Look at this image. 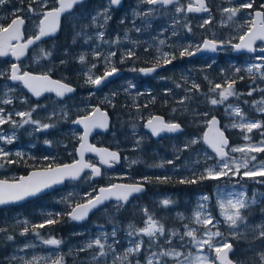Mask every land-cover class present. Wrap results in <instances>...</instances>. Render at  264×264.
Returning a JSON list of instances; mask_svg holds the SVG:
<instances>
[{
	"label": "rangeland",
	"instance_id": "1",
	"mask_svg": "<svg viewBox=\"0 0 264 264\" xmlns=\"http://www.w3.org/2000/svg\"><path fill=\"white\" fill-rule=\"evenodd\" d=\"M98 1L100 2V4L96 5V9L88 18L86 30L81 32L82 35H80V37L83 38V42L85 43L84 45H86L89 49L88 54L90 55L89 58H85L87 66L85 67L84 75L86 72H88L89 69H91L92 74L94 76H97L95 73V69H97V67H101V69L105 72L106 68L110 70V67L113 66V62L115 61V59L121 61L124 58V54H126L135 43L134 34L140 37H147V40H149V36H153L152 38H154V40L150 41V43L152 44L156 52L157 48H159L160 55L162 53H167L164 52V49L166 48L164 46L165 44L160 45L159 41H165V38H163L165 27L167 28L165 23L168 22L173 25V16L175 15V10L173 7L163 14L157 11L147 19H144L141 16H136L135 13L146 11L149 6L147 4L141 3V0H127V4H125L123 13L121 15V21L123 20V23H121L120 21V24L125 25L126 23H128L127 25L129 29L122 34H118L117 32L114 33L113 29H108L107 27V25L109 24L108 22L113 19V14L111 13L112 9H110L108 13L111 16V19L107 22V24L104 25L102 29H98L96 26L91 24V16L94 15L97 11L102 10L108 6V0H106V2H103L101 0ZM181 2L186 6L187 0H183ZM206 2L207 7L209 8V12L205 15L193 19L192 21H190L185 16H181L180 23L182 24V26H184L186 22L188 25L190 23L195 27L204 29L207 24L203 27H201L200 25L203 23L204 19L211 16L210 22L213 21L216 30L214 32H211V35L204 34L205 38L214 39L217 41L231 40L232 44L235 43V40L239 39V35L247 32L251 27L252 10L240 9L237 12V15L231 20L228 19V13L222 12V9L226 7L238 8L239 5L245 3L246 0H230V2L229 0H206ZM10 3L11 2L8 1L6 4L0 6V23L2 24H4L5 21H9L13 17L12 13L14 9H17V7L13 9H5L3 7L7 5L10 6ZM259 4L264 5V0H260ZM262 8V11L264 12V7ZM21 14L27 20H30V23L28 24V27L30 29L33 30L37 28V25L35 24V22H33L34 15L32 13H29L24 9ZM101 23H103V20H101ZM170 27L173 28V26ZM174 28H178V26H174ZM136 29H140V31H137ZM98 31H103L105 33L103 40L108 41L109 43H104L96 38V33ZM126 33L127 37L125 36ZM89 36L92 37V39H87V37ZM117 40H119L118 44L111 43ZM201 43L202 42H199L198 45H201ZM39 48L40 47H38L37 50ZM42 50L43 49H40L39 53ZM94 50L95 52L100 54L98 57L94 55ZM117 51L119 52L116 53ZM109 52H115L116 55L110 58V66H106L104 58L108 55ZM262 55L264 54L252 57L243 56L239 60H233L231 58L232 54L230 45H225V47L219 51V54L217 56L202 57L196 64H191V66H189V72L181 74L182 77L180 78L182 79V83L172 81V89H164V93L167 94V96H170L176 103V107L174 108L175 111H173L172 109L169 113H181V115L185 116V120L191 128L202 126L204 129V127L206 126L205 121L208 120L211 116H216L219 118L222 129L226 132V134L227 132L230 133V135H232V137L235 138L236 141V143L230 146L228 149L230 160L235 159L243 162L246 156L251 157L254 154H257L256 152L232 153L230 152L231 147H246L250 145H258L262 140H264V136L261 135V129H253L252 132L248 133L246 129L242 131L239 127H231L234 122H239V117H235L234 114H226L225 112V109L229 105L233 107L238 106L240 107L246 120L264 122V113L258 112L256 108L253 107L254 101H260L262 98H264V92H261L259 90L264 89V79H260L258 76L251 77L246 71L243 70L239 73L236 72L237 68L245 69L250 64L259 63L260 61L256 60V57ZM42 62L40 61L39 56L37 58L36 55H33L30 58H27L26 61L21 64V68L23 70H26L30 65H36L38 67L44 68L45 66ZM93 64L96 65L95 68H92ZM9 67L10 64L8 62H2L0 59V70H9ZM47 72L48 69H46V71L38 72V74ZM198 74L199 80L197 79ZM140 75L147 77L150 76L154 81H169V78L163 76L162 74L154 75V73H150L148 75H144L141 72L133 71V69H131L130 71H128V69H125V76L113 82L103 91H91L88 92L85 97L82 96V94H79L78 96H75V98H73L70 102H58L54 98L49 96L39 103H32L31 105L28 102L21 103V99H26V101H28L30 100V98L27 95L21 93L22 89L20 86L11 85L7 78L0 79V99L3 98V92L6 91L7 88L14 89V91L8 92V98L12 99L13 102L11 104L0 103V108H3L5 113H13L12 118L19 121L20 117L15 116V112L29 111L31 108L39 105V107L36 108V111L32 113V118L34 120H40L41 123L55 125V127H50L47 130L35 131L34 125L26 124L21 128L13 129L11 124L5 123L4 125L0 126V130L9 135L15 132V140L12 144H0V147H3L5 150L9 148V152L13 153L14 155L15 152L20 151L23 154L20 158L33 159V150H36L37 148L36 141L41 140V149L39 151V154L41 153V155H39V158L45 162V165H55L61 153L71 154L72 147L69 146L70 143L68 142V139H79L80 131L78 129L70 127L69 125L72 121L70 118L72 114H74V118H76L78 116L77 114H80L82 112L88 114L89 112H91L92 108L94 107L93 105H90L91 97L94 98L96 102L107 103L108 107L110 108V106L112 105L113 97L117 94V92L121 90L126 91V89H128L129 82L135 85L136 82L133 77H139ZM64 77V75L61 77L62 81L64 80ZM232 79L235 80V84L233 87L238 95L229 97L224 102V104L212 106L210 103H208L205 94L209 93V88L211 86L210 82L212 85L218 83L226 87L227 85L225 82ZM200 80H202V84ZM178 83L181 85V87L179 88L176 87ZM193 83L198 84L200 86V90L196 91L195 89H192L191 91H186L187 89L191 88ZM5 85H7V88H5ZM90 87L91 89L93 88L91 84ZM253 88L257 90L253 91L252 95H247V93ZM132 89L134 88L127 90L129 93V97L132 96L130 95L131 92H129ZM113 93H115V95H113ZM93 94H95V96H93ZM186 95L191 97V99L185 100L184 104L181 105L178 101H180L181 98L185 97ZM241 95L252 97V99L247 103H245V100H243V104H239L236 101L237 98ZM76 97H79L81 100ZM76 99L78 100L75 101ZM15 103L19 105L26 104L29 109H14ZM261 107H264V105H261ZM64 112H67V118H64ZM205 112L209 113L207 117L203 115H197ZM53 113H55V115H52ZM251 114L259 116L260 119L251 118ZM49 116H51L52 118L48 119ZM116 117L118 119L120 118L118 114H116ZM149 117L150 116H148L147 119ZM142 121L143 118L139 113H137L124 133L125 138L117 139L114 136V133L110 132L106 139L100 140V143L119 152L127 151L131 147V143L135 144V141L137 139H139L141 143L149 137L143 130V123L141 124ZM169 121L174 122L171 120ZM133 125L136 126L135 134H133ZM245 135H247L249 139L246 140L244 138ZM201 136H198L196 133H192L190 135H185L182 133L177 137L163 139L168 141L166 146L169 147V150L174 148V158L177 159L176 157L177 155H179V158L177 159L179 161L177 163L179 166L173 167L172 171L176 170L182 177H189L194 173L195 175L199 176L200 173L204 172L206 168L212 167L217 163V160H215L214 156L210 154L204 147L202 139L200 143L193 145L190 150L179 151V149L183 147L185 142L193 137L201 138ZM46 140L51 142V146L45 144ZM163 140H161L160 142H162ZM53 141H55V143L60 147V150H55L53 148ZM122 141L130 142V144H125ZM205 153L213 158L206 159ZM45 157H48V159H45ZM35 159L36 158H34L33 160ZM138 159L139 158L125 155L121 161V164L112 171H104L101 179L109 182L110 184H112L114 181L119 182L123 180H126V182L130 183V181L132 180L129 171L133 169V167L139 162ZM197 159H199V163H195ZM89 161H92V159H89ZM133 161H136V163H133ZM260 164H264V161L250 162L249 168H252L253 166H256L258 168ZM243 171H245V169H241V172ZM1 173V178L12 179L16 177L15 172H10L6 166L0 167V174ZM88 177L89 176H86L84 181H82V183L78 185L72 184L68 187H65L64 189L58 190V192L51 196L50 201H43L42 205L44 207L36 209L35 211L32 210L29 217L22 216L23 213L21 211L14 210L12 208L4 209L2 214L3 217L0 216V223L3 222L4 224L2 228H6V230L9 229L11 231L9 235H12L14 239L12 241H8L6 239L7 235L3 236L6 243H10V245L8 253L4 257H0V264H9V258L13 255H16L18 257L23 256L26 259H31L33 256L47 257L48 264H51V260L56 256L63 257V264H91L93 253L98 250L93 248L87 251H81L80 249L83 248V246L88 241L95 240L101 232L110 234L114 225L118 228L117 239L120 241V243L118 245H115V247L117 249V253L122 254L125 248L128 246V237L126 234L127 224L133 223L137 227L144 226V220L146 219V217L144 216V209L148 210V208L142 202L143 197L132 200L127 206L121 207L119 210H117V208L115 207L117 203H110L96 214L95 219L89 220L87 223L83 224L84 227L78 229L71 228V230L67 232V236H65V238L51 235L49 233V230L46 228L48 225L44 227L45 232H42L41 229L35 230L40 232V238L36 237L33 234L32 230H30L26 235H20V231L22 230L23 225H17V220H28L31 224H38L45 220L48 217L49 213H64V215L67 216V213L71 209L70 205L74 206L80 199L85 200L86 193H92L93 195V192L97 188H95V185H91L89 183V181L92 180L88 179ZM260 177L264 176H257L255 178L244 177L243 180L247 183H252L254 181H258L256 180V178ZM217 180H220L223 183L217 184L212 190L213 200L209 195H207L210 198L207 201V211L210 212L214 217V223L219 221L218 229L224 234L223 239L227 240L231 245L233 241L237 243L236 246L232 245V261H234L235 264H260L259 253L264 252V240L257 239L256 234L252 231V228L260 223H264V211H262V209H264V192H262L254 184H251L249 191L246 186L240 184L239 181L242 180L240 177L230 178L229 176H224ZM241 190L245 192V195L249 200L255 197L256 204L251 205L249 209L244 211V215L247 217V227L242 225L238 230L240 233L239 236L234 237L231 234L232 230L227 227V225L223 221V217L220 215V209L218 207V193H222L224 195V198H226L228 193L239 192ZM201 195L206 194L200 193L194 195L190 200L183 199L182 206L180 207V209H178L179 206L175 204L170 194H150L146 196V200L151 203V206L155 207L154 209H159V212H151L149 210L148 212L152 214L156 220L162 223L165 226L166 230L176 229L180 233H183L184 225L188 224L192 228H197L199 230L197 234L200 235L204 231V226L202 224H196L194 222L193 212L197 208L198 199ZM165 199H168L172 202L167 207H164L162 205V201ZM67 209L68 211H66ZM123 214H127L129 218H121ZM178 214H182L185 219L181 220L178 217ZM60 224L65 225L64 222H61ZM208 227L212 231L217 230L216 228H212L211 225H208ZM41 238H54L60 240L61 244L59 245V247L47 246L40 242ZM144 239L147 240L146 237ZM164 239L165 237H162L159 243L163 244ZM187 239L188 238L186 237L185 241H187ZM215 239L220 240L221 238L217 237ZM108 242H112L110 235ZM26 243H33L35 247L20 251V249L24 248ZM172 244L177 249H180L181 241L179 240V237H174L172 240ZM163 246L165 248L170 247V245L167 244H163ZM144 249H147V244H145ZM182 251H184L185 253L191 252L194 255L197 254V249L191 244H188L186 247H184ZM203 254L207 255L211 260L215 261L216 252L214 250H208L207 246H205ZM144 258V251H142L138 257L141 264H144ZM102 259L105 264H113L112 255H109ZM136 259L137 257H130V264H136ZM12 264H22V261H13ZM168 264H172V261L169 260ZM215 264H217L216 261Z\"/></svg>",
	"mask_w": 264,
	"mask_h": 264
},
{
	"label": "snow or ice",
	"instance_id": "2",
	"mask_svg": "<svg viewBox=\"0 0 264 264\" xmlns=\"http://www.w3.org/2000/svg\"><path fill=\"white\" fill-rule=\"evenodd\" d=\"M8 0H0V6L6 4ZM230 2V0H229ZM20 3L23 4L24 0H20ZM55 3L58 7H53L51 10L47 9L48 0H29L27 11L33 15H41L42 19L39 21V34L29 38L24 43H17L16 45L12 44V41L19 42L22 38V28L25 24V17L18 15L22 8L14 9L12 15L14 18L11 19V22L7 25L0 23V57H7L11 55L15 60H19L21 56L24 55L25 50L32 45L35 41L41 39L43 36L50 35L57 30V22L61 15L65 12L73 9L75 5L83 4L84 0H55ZM141 3L147 4L149 7L146 11L136 12V16H141L144 19H147L149 16L161 9H168L169 6H172L175 10V15L173 16V35H176L174 26L179 24L181 16H187L188 13H199V12H208L209 9L205 4V0H187V4H183L181 0H141ZM254 0H246L245 3L236 7H226L222 9L223 13H228V19L231 20L237 15V12L240 9H251L253 8ZM33 4L39 5V10L33 7ZM121 0H108V6L102 10L97 11L94 15L91 16V24L96 26L98 29H102L105 24L111 19V16L108 14L112 6H119ZM264 7V5H261ZM255 17L260 18L261 27L259 29L255 28L257 20L251 21L253 27L241 35H239V43L232 44L231 40L228 41H217L214 39L205 38L202 45H189L184 47L180 51V56H194L198 53L207 51L211 53H216L221 50L225 45H231V48L234 51H247L249 53L255 51L253 48L254 43L257 40L264 41V13L260 11L255 12ZM103 20V23H101ZM211 20V16L203 20V23L200 25L203 27L208 24ZM123 23V20L121 21ZM184 26L189 32H191V27L186 22ZM140 31V29H136ZM162 34V33H161ZM77 36L82 35V33H76ZM105 33L103 31H98L96 33V38L104 43H109L104 41ZM127 37V33L125 34ZM87 39H92V37H87ZM111 43H119V40L113 41ZM160 45H164L165 41L160 40ZM148 49L146 48L145 51ZM261 52H264V47L259 49ZM157 52H160V49L157 48ZM51 55L50 53L46 54V57ZM94 55L97 57L100 55L95 52ZM115 52H109L105 56L106 66H110V58L115 56ZM135 55V52L131 49L125 54L127 58H131ZM169 53H162L156 57L159 65V61H163V64H170L172 60L169 58ZM81 63L84 62L85 56L82 54L79 57ZM256 60L260 61L259 63H253L248 65L245 69L237 68L236 72L246 71L249 76L254 77L258 76L260 79H264V55L256 57ZM123 62V59L121 60ZM64 63V61H61ZM96 65L93 64L92 68H95ZM136 69H133L135 71ZM156 70V67L148 69H139L144 75H148ZM118 70L111 66L110 70L106 68L103 76H94L91 69L85 73L87 79L86 83L91 84L92 86H100L108 77L114 75ZM7 78L13 83H19L24 89H27L33 96L39 98L45 92H54L56 97L63 98L66 93H71L74 91L72 87L68 85L54 81L49 78L47 73L42 74H32L28 71H22L20 66L17 63H12L10 65V70H0V79ZM242 79V77H241ZM226 87L221 84L212 85L210 82L209 93L205 94L208 103L212 106L218 104H224V102L231 96L238 95L234 89L235 80H227ZM131 82H129L128 89L134 88ZM177 88L181 87L178 83ZM7 88V85H5ZM126 89V91L128 90ZM195 89L196 91L200 90L198 84L193 83L190 89L186 91H191ZM219 90V91H217ZM257 89H251L247 95H252L253 91ZM261 92H264V89H259ZM14 91L12 88H7L3 92V98L0 99L2 104H11L12 99L8 98V92ZM170 91V90H167ZM142 94V93H138ZM91 95V94H90ZM115 95V93H113ZM218 97V98H217ZM191 99L189 96H185L178 101L181 105L184 104V101ZM26 99H21V103H26ZM247 103V101H245ZM264 98L260 101H254L253 107L260 113H264ZM36 107L31 108L29 111H18L14 115L20 117V120H14L13 113H5L3 108H0V126L5 123L11 124L13 129L21 128L26 124L34 125L35 131L47 130L50 127H55L54 124L41 123L40 120H34L32 118V113L36 111ZM175 111V109H173ZM95 112L100 113V109L96 108ZM226 114L239 117V122H234L231 127H239L242 131L247 130L248 133L252 132L253 129H261V135L264 136V122L255 121V120H246L244 114L242 113L240 107H233L229 105L225 109ZM52 115H55L53 113ZM103 116V113H100ZM207 117L208 112L197 114ZM64 118H67V112L63 113ZM52 117L49 116L48 119ZM74 124L82 125L84 128L83 134L79 135L80 146L77 149V153L80 156L79 160L74 161L72 164H64L62 166L50 167L46 171L32 172L28 177H20L18 181L9 182L8 180H0V206L17 203L24 200L27 197H33L43 192L44 190L51 188L53 185L61 184L66 179L77 180L80 178L81 173L86 169L90 170L91 175L88 179H92L96 176L101 175V169L95 163L87 161L84 158L85 152L95 153L99 157V163L101 165H107L108 167L112 166V162L119 161V155L117 152L108 151L107 149H97L87 143V138L91 131L94 128L104 129L107 127L106 119H92L90 115H85L82 118L72 121ZM210 130L213 134L210 136L208 132L204 133L203 138L193 137L187 142L184 143L183 147L179 151H188L193 145L202 142L211 148L212 152L218 157V161L212 167H208L204 172L200 173L199 176L195 173L191 177H185L179 180V183H191L195 184L199 181L209 180V179H219L224 176L244 177L255 178L257 176H264V164H260L257 168L253 166L249 168V159L256 160L255 156L245 157L243 162L229 159V152L225 151L228 147V140L224 136L223 131H220L216 126L218 125V120L213 116L210 120H206ZM135 125H133V134H135ZM147 128L153 137L159 136L161 133H175L181 131V127L178 123L175 122H165L160 117H152L144 125ZM227 127V126H226ZM247 140L249 137L244 136ZM15 140V132L11 135L4 133L0 130V144H12ZM45 144L51 146L50 141H45ZM140 145V140L135 141L134 150ZM230 152H241V153H252V152H264V140L258 145H250L246 147H231ZM13 155V153L6 151L3 147H0V167L4 166V163L11 164L15 161L8 159ZM17 157H22L20 151L15 152ZM206 159H212L210 155L205 153ZM179 158V155L176 157ZM48 159V157H45ZM136 163V161H133ZM168 164H173L174 161H167ZM199 163V159L195 161ZM163 167V164L158 165ZM241 169L245 171L241 172ZM145 182L149 178H144ZM158 180H168L169 177L157 178ZM258 183H264V181H257ZM143 191L142 184H121V185H110L109 187H101L96 195L92 193L85 194V202L76 203L75 206H71V211L67 213L69 218L73 221H82L86 219L89 212L93 209H96L98 206L104 204L105 201L115 198L117 204L115 207L119 210L123 207V204L129 200V197L135 193H140ZM210 198L207 195H201L198 199L197 208L193 212L194 222L196 224H202L204 226V231L202 234L198 235V229L192 228L188 224L184 225V232L180 233L176 229L166 230L165 226L160 223L155 217L148 212L147 209H144V220L143 227H137L133 223H128L126 227V234L128 237V246L125 248L122 254L117 253L115 245H118L120 241L117 239L118 228L114 225L112 232L105 233L101 232L95 240L88 241L81 251H87L89 249H97L98 251L94 252L91 258V264H105L102 258H105L109 255L113 257V264H130V257H137L136 264H141L138 259L142 251H144V264H168V261H172V264H215V261L211 260L207 255L203 254L204 247L207 246L208 250H214L216 252V260H219L220 264H232L228 259V253L232 250V245L225 239H223L224 234L219 231L218 225L219 221L214 223V217L210 212L207 211L208 205L207 201ZM172 202L168 199L162 201V205L167 207ZM256 204V199L253 197L249 200L244 191L239 192H230L227 194V197L224 198L222 193H218V207L220 209V215L223 217L224 223L229 229L232 230L231 234L234 237L239 236V228L243 225L247 227L246 221L247 217L244 215V211L249 209L251 205ZM264 211V209H262ZM64 213L48 214V217L38 224H31L28 220H17V225L22 224L23 228L20 231V235H26L30 230L33 231V234L40 238L41 234L36 229H42L46 225H54L59 223V218H62ZM178 217L183 220L185 217L182 214H178ZM208 225H211L212 228H216V231H212ZM6 228L0 227V233L6 232ZM252 231L256 234L257 239L264 240V223H260L252 228ZM167 232V236H166ZM109 235L111 236V243L108 242ZM147 238L145 240L144 238ZM162 237H165L163 244L170 245V247L165 248L163 244H160L159 241ZM174 237H179L181 241L180 249H177L173 244L172 240ZM188 238L185 241V238ZM221 238L216 240L215 238ZM6 239L12 241L14 237L12 235H7ZM40 242L47 246L59 247L61 244L60 240L54 238L40 239ZM145 244H147V249H144ZM188 244H191L197 249V254H192L191 252L185 253L182 251L184 247ZM35 247L33 243H26L23 249L24 251L27 248ZM22 261V264H48L47 257L33 256L31 259H26L23 256L13 255L9 258V264H12L13 261ZM259 262L264 264V252L259 253ZM51 264H63V257L56 256L51 260Z\"/></svg>",
	"mask_w": 264,
	"mask_h": 264
},
{
	"label": "trees",
	"instance_id": "3",
	"mask_svg": "<svg viewBox=\"0 0 264 264\" xmlns=\"http://www.w3.org/2000/svg\"><path fill=\"white\" fill-rule=\"evenodd\" d=\"M11 2L10 6H3L5 9H13V8H22L23 10H27L28 8V2L29 0H24V3L21 4L20 0L14 1V0H8ZM105 1L106 0H101ZM183 1V0H182ZM260 0H255L253 3V8L250 10L260 9L263 8L259 4ZM100 4L98 0H89L82 6H79L75 9L74 13L66 16L62 22L61 31L60 34L49 41H46L42 43L39 47V49H33L30 54L29 58L33 55H36L37 58L39 56L40 61L44 64V68L38 67L36 65H30L26 70L31 71L33 73H38L41 71H46L48 69L47 74L52 76L55 79L61 80L62 76L64 75V80L68 84L74 86L76 88V94L75 96H78L79 94H82V96H86L88 92H93V89H91L90 84L86 83V77L84 75L85 67L87 66V62L84 60L83 63L80 62L79 57L80 55H84L85 58H89L88 51L85 43L83 42V38L76 35V33H81L86 30V25L88 23V18L90 17L91 13L96 9V5ZM125 4H127V0H124L123 5L117 9V10H111V13L113 14V19H111L107 25L108 29H113V32H117L118 34H122L123 32L127 31L129 29L128 23L125 25L120 24L121 21V15L123 13ZM34 8H37L39 10V6L37 4H33ZM55 7V0H51L49 4L47 5V9ZM170 9H161L158 12L161 14L165 13ZM22 11L18 14H21ZM190 21H192L195 18H198L197 16H192L187 14L186 16ZM39 19V15L33 16V22H37ZM30 23V20H28ZM128 22V21H127ZM8 21H5L4 24L6 25ZM156 23V22H155ZM164 30V36L165 38V49L164 52H167L170 54L169 58L172 60L170 64H163V61H159V65L157 66V59L156 57L160 55L156 52V50L153 48L150 41L154 40L152 38L153 36H149V40H147V37H140L138 35L134 34V40L135 43L131 47V50L135 52V55L131 58H127L124 54L123 62L120 60H116L113 62V66L115 68H121V69H128L130 71L131 69H136V72H140L139 69H148L152 67H162L159 71L153 72L154 75L162 74L163 76H166L169 78V81H162L159 80H152L150 76H143L140 75L139 77L134 76L133 79L135 80L136 84L134 89H132L131 97H129L128 91H118L117 94L113 97L112 105L110 108L108 107L107 103H99L96 102L94 98H90V105L93 106H100L106 110H108L111 119H112V125L110 132L114 133V136L117 139H122L124 137V133L126 129L128 128L129 124L132 122L133 118L137 113L141 115L143 118V121L147 119L148 116H152L154 114H160L164 116L167 120H171L174 122L179 123L184 128L185 135H190L192 133H196L198 136H201L203 127H193L191 128L186 120L185 116L181 115V113H174L170 114L169 112L176 107V103L172 100L170 96H167V94L164 93V89H172L173 82H179L182 83V79L180 77L182 73L189 72V66L191 64H196L199 59H192L190 57L180 56V51L189 45H198L199 42H202L205 39L204 34L211 35V32H214L216 29L214 27L213 21H211L209 24L206 25L204 29H200L198 27H195L194 25H190L191 32L187 30L185 26H182V24H178L175 26H178V28H174L176 35H173V28L170 26L171 23L166 22ZM163 28V27H162ZM210 28V30H209ZM169 29V31H168ZM35 30L28 28L26 30V35L33 34ZM235 40L234 42H237ZM148 49L145 51V49ZM43 49L40 53L39 50ZM117 51L116 53H118ZM50 53L51 55H48L46 57V54ZM243 55L234 57L231 56L233 60H239L242 58ZM61 61H64V63H61ZM7 62V61H2ZM205 62V61H204ZM95 73L97 76L102 75L104 71L101 69V67H97L95 69ZM125 76V75H124ZM197 79L199 80V74L197 75ZM168 82V83H167ZM202 84V80H200ZM146 84V86H145ZM147 88V89H146ZM126 92V93H125ZM21 93H23L21 91ZM142 93V94H138ZM169 93V92H168ZM24 94V93H23ZM25 95V94H24ZM68 98L65 101H71L73 98ZM95 96V94H93ZM79 100H81L79 97H76ZM76 99L75 101H77ZM252 97H246V95H241L237 98V101L239 104H243V100L250 101ZM28 103L32 105V101L28 100ZM14 109L17 110H28L29 107L26 104H17L15 103ZM217 113V112H216ZM116 114L120 116L118 119L116 117ZM80 115H86V113L82 112ZM216 115V114H215ZM74 114L70 117L71 120L74 118ZM251 118L254 119H260L259 116L255 114L250 115ZM42 136V135H41ZM227 136L230 139V146L234 145L236 143L235 138L230 135V133L227 132ZM108 137V135L105 136H98L94 137L93 142L97 145H102L100 143V140H104ZM41 140H37V148L36 150H33L34 155L32 156L36 158L28 159V158H20L15 156L14 154L8 157V159H11L15 161V163L7 164L4 163V166L8 168V170L11 172H15V174H23L31 169H38V168H45L49 167L50 165H45V162L42 161L39 157L41 153L39 154V151L41 149L40 147ZM68 142L70 143L69 146L72 147L71 154L61 153L59 159L57 160V164H64L67 162H70L74 158V147L76 146L78 140L75 139H68ZM125 144H130V142L122 141ZM167 140H163L162 142L155 143L151 140L150 137H148L144 142H141L138 148H135L134 145L131 143V147L127 151H121L122 158L125 155H129L130 157H136L139 158V162L131 169L129 172L131 174V180L130 183H143L146 186V194L142 197V202L147 206L148 210L151 212H159V209H154V206H151V203H149L148 200H146V196L150 194H160V193H167L170 194L172 199L174 200L175 204L179 206L178 209L182 206L183 199H192L194 195L204 193L206 195H209L211 199L212 197V190L217 184L223 183L220 180L217 179H209V180H203L199 181L195 184L191 183H179L180 179H183L185 177H182L178 174L176 170L172 171L173 167L179 166L177 163L179 162L177 159L174 158V148L169 150V147L166 146ZM53 148L55 150H60V147L53 141ZM9 149V148H8ZM6 149V151H9ZM253 156L256 157V160H250V162H261L264 161V152H260L257 154H254ZM172 160L174 161L173 164H168L167 161ZM0 163H3V161H0ZM163 164V167H160L158 165ZM2 176V173L0 174V177ZM149 178L147 182H145L144 178ZM163 178V177H169L168 180H158L157 178ZM191 177V176H189ZM86 177H84L79 183L75 184L78 185L84 181ZM258 181H264V177L256 178ZM115 182V181H114ZM120 182H126V180L120 181ZM240 184L246 186L250 191L251 184H254L256 187H258L262 192H264V183H258L257 181L247 183L243 179L239 181ZM91 185H95V188H98V186L101 185H109V182H106L105 180H99V181H89ZM88 184V183H87ZM69 185H72V183L66 184L62 189L65 187H68ZM89 189V188H88ZM85 190V189H84ZM56 192H52L48 195H45L43 197H40L38 199H35L33 201L27 202L26 204L12 208L17 211H21L24 217H29L32 210H36L39 208L44 207L42 205L44 200L50 201L51 196H53ZM95 191L93 192V195L95 194ZM84 199H80L78 202H84ZM213 203V202H212ZM33 207V208H32ZM11 210V209H9ZM4 210H0V216H2ZM68 211V209L66 210ZM70 211V210H69ZM96 212L93 214L89 220L96 218ZM121 218L126 219L129 218L127 214H123ZM59 223H56L54 225H48L46 228L49 230V233L51 235H54L56 237L65 238L67 236V232L73 229H78L84 227L83 225H75L72 224L68 219L66 215H63L62 218H59ZM1 222V219H0ZM64 222L65 225H61L60 223ZM4 226L3 222L0 223V227ZM42 232H45V228L41 229ZM11 231L8 229L6 232L0 233V257H4L9 250L10 243H6L3 236L9 235ZM16 236V235H15ZM233 246H236L237 243L233 241Z\"/></svg>",
	"mask_w": 264,
	"mask_h": 264
},
{
	"label": "water",
	"instance_id": "4",
	"mask_svg": "<svg viewBox=\"0 0 264 264\" xmlns=\"http://www.w3.org/2000/svg\"><path fill=\"white\" fill-rule=\"evenodd\" d=\"M87 1H88V0H84V3L87 2ZM123 2H124V0H121V4H120L119 6H112L111 9H113V10L119 9V8L123 5ZM84 3H83V4H84ZM83 4L75 5V6L73 7V9H71V10L68 11V12L63 13V14L61 15V17L59 18L58 22H57V30H56L54 33H52V34L47 35V36H43V37H41V39L35 41L32 45H30V46L25 50L24 55L21 56L20 59H19L18 61L15 60L11 55H9V56H7V57H0V58H1V59H8V58H10V59L12 60V63H17V64L20 66V63L23 62V61L27 58V56H28L30 50L34 49L36 46L40 45V44L43 43V42H46V41H48V40H50V39H54V38H56V37L60 34V31H61V25H62V21H63L64 17H66V16L72 14V13L74 12V10L76 9V7L81 6V5H83ZM205 4H206V6H207V2H206V0H205ZM56 7H58L57 4H56ZM171 7H172V6H169L168 9H170ZM208 9H209V8H208ZM46 10H51V9H46ZM256 11H260V12H262V13H263V11L257 9V10H254V11L252 12V18H251V21H253V20H257L258 22L256 23L255 28H256V29H259V28L261 27V22H260V18L255 17V12H256ZM208 12H209V11H208ZM208 12L188 13V14L196 15V16H202V15L207 14ZM13 18H14V17H13ZM40 19H42V16H41ZM39 21H40V20H39ZM10 22H11V20L9 21V23H10ZM25 25H26V22H25V24H24V26H23V28H22V38H21V40H20L19 42H17V41H12V44H13V45H16L17 43H21V44H22V43H24L25 41H27L29 38L32 37V36H31V37H28V38L25 37V35H24V27H25ZM251 27H253L252 23H251ZM251 27H250V28H251ZM38 34H39V22H38V28H37V33H36V35H38ZM36 35H35V36H36ZM33 37H34V36H33ZM203 41H204V40H203ZM203 41H202L201 45L203 44ZM235 43H239V40H238L237 42H235ZM235 43H233V44H235ZM224 47H225V46H224ZM224 47H223V48H224ZM262 47H264V41H260V40H257V41L254 43L253 48L255 49V51H253V52H251V53H249V52H247V51H239V52L234 51V50L231 48V45H230V48H231V54H232L233 56L246 55V56L252 57V56L259 55V54H264V52H261V51L259 50V49L262 48ZM223 48H222V49H223ZM219 51H220V50H219ZM219 51H217L216 53H211V52L204 51V52L198 53V54H196V55H194V56H191V58H193V59H198V58H202V57H215V56H217V55L219 54ZM20 68H21V67H20ZM21 70H22V69H21ZM117 70H118V71H117L114 75L108 77L107 80L104 81V82L102 83V85H100V86H93V91H94V92H100V91H102L104 88H106L111 82L116 81V80H118L119 78H121V77L124 75V71H123L122 69H119V68H118ZM158 70H160V67H156V70H155L154 72H156V71H158ZM25 71H27V70H25ZM28 72H29V73H32V72H30V71H28ZM32 74H37V73H32ZM37 75H38V74H37ZM48 75H49V74H48ZM103 75H104V73H103L102 75H100V76H103ZM49 78L52 79V80H54V81H58V82L64 83V84L68 85L69 87H72V88L74 89V91L71 92V93H66L65 96H64L63 98H58V97H56V95H55L54 92H45V93H43L39 98H37V97L33 96L30 92H28L27 89H24L22 86H21V88L23 89L24 93H25L26 95H28V96H29L34 102H39V101H41L42 99H44L45 97H48V96H52V97H53L55 100H57V101H64L65 99L70 98V97H73V96L75 95V93H76V88H75L74 86H72V85H70V84H68V83H66V82H64V81H61V80L55 79V78H53V77L50 76V75H49ZM9 82H10L12 85H20L18 82H17V83H13V82H11L10 80H9ZM96 108H99V109H100V113H103V116H101L100 113L95 112V109H96ZM86 115H90L92 119H106V121H107V127H106V128H104V129H101V128H94V129L91 131V133L89 134V136H88V138H87V143H88L89 145H91V146L97 148V149H107L108 151H114V152H117L118 155H119V161H118V162L113 161V162H112V166H111V167H108L107 165H101V164L99 163V157H98L95 153H92V152H85V153H84V158H85V160L89 161V159H94V160L96 161L95 164H96L98 167H100V169H101V175H100V176H96V177H94V178L91 179V180H94V181H98V180H100L101 177H102L103 170H105V171H112V170H114L115 167H117V166L120 165L121 160H122V157H121V154H120L119 151L114 150V149L109 148V147L104 146V145H96V144H94V143L92 142V139H93L94 136H97V135L105 136V135L109 134V132H110V128H111V123H112L109 112H108L106 109H104V108H102V107H100V106H95V107L92 109V111H91L89 114H86ZM84 116H85V115H84ZM84 116H78V117H76L74 120L79 119V118H82V117H84ZM152 117H160V118L163 119L165 122H169V121H167V120L164 118V116H162V115H160V114H154V115H152L149 119H151ZM212 117H213V116H211L208 120H210ZM215 117H216V116H215ZM149 119H147V120L144 122V124H143V130H144V132H145V133H146V134H147V135H148V136H149L154 142H159V141H160L161 139H163L164 137H176V136H179V135H181V134L183 133V131H184V129L182 128V126L178 123V124L180 125V127H181V131H178V132H175V133H166V132H165V133H161L159 136L153 137V136L151 135V132H150L147 128L144 127V125L147 123V121H148ZM216 119H217L218 122H219L218 125H217L216 127L219 128L220 131H223L224 136H225V137L227 138V140H228V147L225 149V151H228V149H229V147H230V139H229V137L227 136L226 132L222 129L221 122H220L219 118L216 117ZM74 120H73V121H74ZM175 123H177V122H175ZM70 127L78 129V130L80 131V135L83 134L84 128H83L82 125L74 124V123H72V121H71V122H70ZM205 132H208L210 136L213 134L212 130L209 129L207 123H206V126H205L204 129H203V132H202V136H201V138H203ZM202 143H203V142H202ZM203 145H204V147L208 150V152L214 156L215 160L218 161L219 158L216 157V154H215L214 152H212L211 148L207 147V145H205L204 143H203ZM79 146H80V141H78V143H77V145H76V147H75V150H74V156H75L74 160L71 161V162H68V163H64V164H72L74 161L80 159V156H79V154L77 153V149L79 148ZM64 164L54 165V166H50V167L62 166V165H64ZM50 167H46V168H38V169H32V170L28 171L26 174L21 175V176H19L18 178L14 179V180H8V181H9V182H15V181H18L20 177H28L32 172L46 171V170H47L48 168H50ZM86 174L91 175L90 170L86 169L83 173H81L80 178L77 179V180L66 179L63 183H61V184H57V185H53L51 188H48V189L44 190L43 192L39 193V194L36 195V196H33V197H27V198H25L24 200L19 201V202H17V203H11V204H7V205L0 206V210H2V209H7V208H13V207L22 206V205H24V204L27 203V202L33 201V200L38 199V198H40V197H42V196H45V195H47V194H49V193H52V192H54V191H57V190L62 189V188L65 186V184L68 183V182H71V183H77V182H79V181H80V180H81ZM0 180H6V179H0ZM121 184H125V185H126V184H142V183L114 182V183H112V184H110V185H121ZM110 185H106V186H100V187H98L97 190H96L95 195L98 193V191H99V189H100L101 187H109ZM142 185H143V191L140 192V193H135V194H133L132 196H130V197H129V200H128L126 203L123 204V207H124V206H127V205H128V204H129L134 198L141 197V196H143V195L146 194V186H145L144 184H142ZM84 202H85V201H84ZM81 203H83V202H81ZM110 203H117V201L115 200V198H111V199L105 201L104 204L98 206L96 209H93L91 212H89V214H88V216L86 217V219H84V220H82V221H73V220H71V219L69 218L68 215H67V218H68V220H69L72 224H75V225H83L84 223H86V222L89 221L90 217H91L93 214H95L96 212H99L102 208H104L105 206L109 205ZM74 206H75V205H74ZM71 210H72V209H70V211H71ZM70 211H69V212H70ZM69 212H68V213H69ZM232 252H233V247H232V250L228 253V259H229V261L232 262V264H235V262L232 261V259H231V254H232ZM216 255H217V254H216ZM215 261H216L217 264H220L219 260H216V256H215Z\"/></svg>",
	"mask_w": 264,
	"mask_h": 264
},
{
	"label": "flooded vegetation",
	"instance_id": "5",
	"mask_svg": "<svg viewBox=\"0 0 264 264\" xmlns=\"http://www.w3.org/2000/svg\"><path fill=\"white\" fill-rule=\"evenodd\" d=\"M51 0H48V3L50 2ZM55 7H56V3H55ZM50 9H52V8H50ZM46 10V9H45ZM18 15H20V16H22V17H24L22 14H18ZM192 16H195V15H192ZM40 18H41V15H39V19H38V21L35 23L36 25H37V28H38V22H39V20H40ZM9 22V21H8ZM25 22H26V25H25V27H24V35H25V37L26 38H28V37H33V36H35L36 35V33H37V28L36 29H34L35 31L33 32V34H31V35H26V30L29 28L28 27V24H29V22H28V20L25 18ZM44 43V42H43ZM42 44V43H41ZM40 44V45H41ZM40 45H38V46H36L34 49H36L37 47H39ZM32 50H30V52H31ZM30 52H29V54H30ZM29 54H28V56H27V58H29ZM26 58V59H27ZM26 59L23 61V62H25L26 61ZM1 61H7V62H10L11 61V59L10 58H8V59H1ZM12 62V61H11ZM23 62H21L20 64H22ZM116 69H118V68H116ZM22 71H25V70H22ZM124 71H125V69H124ZM121 79V78H120ZM112 84V82L108 85V86H110ZM107 86V87H108ZM106 87V88H107ZM105 89V88H104ZM103 89V90H104ZM102 90V91H103ZM28 172V171H27ZM27 172H25V173H23V174H26ZM23 174H16V176H19V175H23ZM103 174V173H102ZM1 178V177H0ZM6 179H10V178H6ZM14 179V178H13Z\"/></svg>",
	"mask_w": 264,
	"mask_h": 264
}]
</instances>
